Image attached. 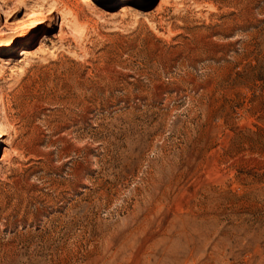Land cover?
I'll return each instance as SVG.
<instances>
[{"label":"rangeland","instance_id":"obj_1","mask_svg":"<svg viewBox=\"0 0 264 264\" xmlns=\"http://www.w3.org/2000/svg\"><path fill=\"white\" fill-rule=\"evenodd\" d=\"M0 264H264V0H0Z\"/></svg>","mask_w":264,"mask_h":264}]
</instances>
